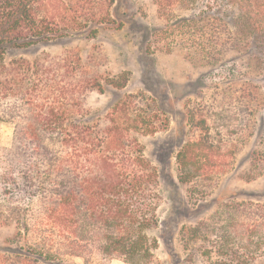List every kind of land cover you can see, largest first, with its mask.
I'll return each mask as SVG.
<instances>
[{
  "label": "trees",
  "instance_id": "trees-1",
  "mask_svg": "<svg viewBox=\"0 0 264 264\" xmlns=\"http://www.w3.org/2000/svg\"><path fill=\"white\" fill-rule=\"evenodd\" d=\"M152 3L164 22L147 28L145 52L161 42L207 68L204 105L185 112L180 183L220 171L248 141L246 179H256L264 172V0ZM72 4L0 0V123L12 129L0 147V264H151L160 174L138 136L157 129L161 111L128 95L96 121L85 96L102 89L80 57L36 55L78 30ZM233 205L238 251L255 258L261 249L264 257V201Z\"/></svg>",
  "mask_w": 264,
  "mask_h": 264
},
{
  "label": "rangeland",
  "instance_id": "rangeland-1",
  "mask_svg": "<svg viewBox=\"0 0 264 264\" xmlns=\"http://www.w3.org/2000/svg\"><path fill=\"white\" fill-rule=\"evenodd\" d=\"M71 1L69 15L79 23L78 30L40 48L36 55L80 57L84 69L101 85V91L97 88L85 96V107L96 121H103L112 105L128 95L137 96L140 105L149 103L161 111L157 112L160 116L154 114L157 129L138 136L160 174L158 226L152 234L158 247L151 264H264L261 249L255 258L251 252L238 251V238L231 227L238 216L233 204L264 201V172L254 180L246 179L249 141L208 178L191 184L178 179L175 156L184 141L186 108L204 105L199 89L207 68L180 49L163 51L161 42L153 44L152 53L145 52L147 28L164 22L152 0ZM122 82L121 88L110 84ZM161 117L167 119L166 126H161ZM11 136L12 129L0 123V147L9 146ZM192 228H198L197 232L191 233ZM224 238L228 246L221 256L218 248ZM75 262L82 264L80 259ZM105 264L126 263L113 259Z\"/></svg>",
  "mask_w": 264,
  "mask_h": 264
}]
</instances>
